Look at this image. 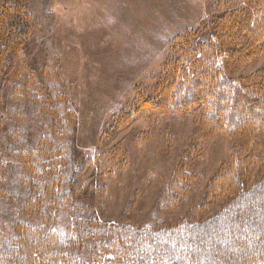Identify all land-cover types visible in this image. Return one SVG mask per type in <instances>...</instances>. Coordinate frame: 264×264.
Here are the masks:
<instances>
[{
    "label": "rangeland",
    "instance_id": "374dc122",
    "mask_svg": "<svg viewBox=\"0 0 264 264\" xmlns=\"http://www.w3.org/2000/svg\"><path fill=\"white\" fill-rule=\"evenodd\" d=\"M240 2L36 1L29 10L36 23L22 50L24 72L6 83L0 97V249L17 237L19 223L42 233L76 234L66 209L51 211L44 220L22 213L30 190L21 183L15 157L42 138L63 146L67 178L74 181L71 188L89 196L90 211L103 223L169 226L200 221L219 210L221 202L201 211L205 188L229 169L240 149L236 138L201 134L197 114L164 118L156 126L134 118L118 135L109 128L115 112L128 107L133 111L138 95L156 100L154 88L175 38L191 32L195 39L211 19L239 8ZM261 70L264 57L234 77ZM253 140L261 145L257 170L264 160V136ZM115 147L122 151L118 157L112 156ZM102 153L113 171L103 196L96 172ZM87 159L92 166L83 172ZM182 170L188 174L183 181L187 189L176 208L161 210L158 205L171 176ZM104 264L112 260L106 258Z\"/></svg>",
    "mask_w": 264,
    "mask_h": 264
},
{
    "label": "trees",
    "instance_id": "16d2710c",
    "mask_svg": "<svg viewBox=\"0 0 264 264\" xmlns=\"http://www.w3.org/2000/svg\"><path fill=\"white\" fill-rule=\"evenodd\" d=\"M36 1L0 0V97L6 83L24 72L22 50L36 23L29 12ZM240 4L211 19L195 39L191 32L175 38L154 88L156 100L138 95L133 111L115 112L109 128L118 135L134 118L156 126L164 118L197 114L201 134L236 138L240 149L229 169L205 188L201 211L221 202L219 210L200 221L169 226L103 223L90 211L89 196L71 188L63 146L42 138L15 157L21 183L30 190L22 213L44 220L51 211L66 209L76 234L16 224L17 237L0 249L1 264H104L106 258L112 264H264V160L256 170L261 145L253 140L264 136V70L234 77L264 57V0ZM112 151L113 157L122 153L119 147ZM110 163L107 154L98 156L102 196L113 175ZM89 166L87 159L83 172ZM183 181H188L185 170L171 176L161 210L176 208L187 189Z\"/></svg>",
    "mask_w": 264,
    "mask_h": 264
}]
</instances>
